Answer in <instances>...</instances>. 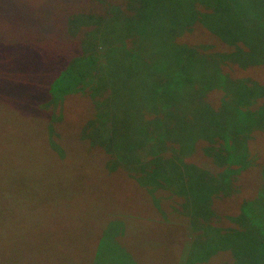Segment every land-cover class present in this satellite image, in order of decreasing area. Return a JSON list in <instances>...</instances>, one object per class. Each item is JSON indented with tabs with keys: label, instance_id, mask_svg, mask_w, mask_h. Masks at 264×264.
Returning <instances> with one entry per match:
<instances>
[{
	"label": "rangeland",
	"instance_id": "374dc122",
	"mask_svg": "<svg viewBox=\"0 0 264 264\" xmlns=\"http://www.w3.org/2000/svg\"><path fill=\"white\" fill-rule=\"evenodd\" d=\"M123 2L126 9L113 14L116 25L121 21L116 27L123 30L119 50L122 60L110 65L105 77L100 78L105 83L92 103L81 93L65 95L56 109L53 104L46 107L48 117L44 121L38 112L22 111L0 98V264H113L118 260L115 236L135 264H175L176 224H168L166 219L147 220L155 215L161 200L150 199L151 208L145 193L105 169L113 167V162L129 169L128 163L138 155L145 157L158 147L177 142L179 126H187L191 132V127H196L194 134L202 129V136H207L206 131L213 126L221 135L231 131L229 126H241L227 101L250 96L231 93L224 84L216 89L221 83L214 78L218 64L228 76L249 85L247 90L253 88L252 82L264 85V65L240 68V60L222 62L216 58L221 51L231 54L245 48L246 59L264 58V0L113 3L119 6ZM84 5L83 0H0V53L5 52L0 62L11 57L9 47L25 39L26 30L31 32L29 21L41 20L43 24L49 20L57 30L62 16L85 12ZM199 15L207 27L176 42L182 52L180 58L176 49L169 47L168 31ZM179 30L181 26L174 34ZM148 31L154 32L160 42L146 40ZM68 36L69 46L51 49L48 63H54V53L64 57L62 53L71 50V57L77 52L72 33ZM61 39V45L68 42ZM207 40L212 43L204 54L201 50ZM36 68L40 70L38 65ZM204 93L211 104L207 102L208 111L200 104ZM24 101L20 103L22 108L32 106ZM247 110L253 118L263 116L264 93L251 96ZM155 118L158 124L153 122ZM250 130L245 140L249 163L233 182L235 192L214 198L217 213L223 207V213L232 215L239 199L259 196L264 183V128ZM184 139L190 140L186 136ZM201 143L198 141L193 149L194 164L210 169L207 157L200 155L199 149L205 145ZM168 191L155 192L157 198L165 199L162 194L168 196ZM173 196L175 204L181 202V197ZM170 201L162 204L166 213ZM179 220L187 226L186 218L181 216ZM96 246L98 253L89 254V249L96 250ZM179 254L177 264H184V251L178 250ZM230 263L228 251L221 250L194 264Z\"/></svg>",
	"mask_w": 264,
	"mask_h": 264
},
{
	"label": "trees",
	"instance_id": "16d2710c",
	"mask_svg": "<svg viewBox=\"0 0 264 264\" xmlns=\"http://www.w3.org/2000/svg\"><path fill=\"white\" fill-rule=\"evenodd\" d=\"M83 1L87 8L86 11L77 15L69 13L64 18L62 16L58 21L57 30L52 28L53 23L49 20L43 24L40 22L41 20L37 21L36 19L28 22L31 32L26 30L25 39L16 41L12 47H9L11 57H8L5 62H0V98L16 108L20 107L22 111L38 112L44 121H47L48 117L46 107L53 104V108L56 109L58 102L65 95L81 93L88 103H92L91 99L97 94V91H100L99 87L105 83L104 78H100L105 77L110 65L116 66L122 60L119 50L123 30L116 27L120 25L121 21L116 25L113 22L116 19L113 14L115 10L122 13L121 10H125L126 7L124 2L122 5H115L113 2L116 0ZM183 23L174 27L177 30L181 26L179 32L174 34L175 29L168 31V36H171L169 47L175 48L176 55L180 58H182V52L178 50L180 46L176 42L185 36H191L193 32L201 30L202 27H207V23L200 15L188 17ZM97 29H101L102 32ZM32 31H36V33H32ZM71 33V39L74 40L73 47L77 52L68 57L71 50L66 48L67 51L62 53L65 59L62 55L54 53V63H48L46 60L50 57L51 49L69 46L70 37L68 34L71 35ZM41 34L44 36L41 37ZM145 37L153 44L160 42L154 32L148 31ZM61 38L68 39V42L61 45L63 42ZM220 39L226 40L221 37ZM211 43L212 41L207 40L203 44L201 52L207 54ZM246 52V48L235 52L230 51L231 54H227L228 51H221L216 58L222 62L227 59L240 60L238 63L240 68L264 65V58L246 59ZM1 54H5V52L0 53V56H3ZM57 58L63 63H59V60L56 62ZM36 65L40 67V70H37ZM214 74V78L217 77L221 82L220 86H216V89H222L226 85L231 93L250 96L245 100L233 98L234 102L230 99L227 101L228 109L234 111L242 124L241 126H229L231 131L222 135L220 131L216 130V126H213L206 131L207 136H202V129L199 133L194 134L196 127H191V132L187 126H179L177 130L180 134L179 142L177 139V142H174L175 145L178 144L177 148L174 143L167 144L164 148L158 147V150L145 157L138 155L133 158L128 163L129 169H125L126 167L124 168L120 163L113 162V167L107 168L105 171L116 173V176L121 180H129L126 185H132L131 187L136 188L142 195L145 193L149 202L152 198L158 202L161 200L159 207L154 211L155 215L147 217V220L166 219L168 224H176L177 229L174 233L177 240L175 264L180 256L178 250L179 253L180 250L184 251V257L186 255L184 264L204 261L208 256L221 250H227L230 254V264H264V183L259 188V196L256 194L252 199H248L247 196L239 199L236 211L232 215L223 213V207H221V213H217L213 207L214 198L228 197L233 191L235 192L233 182L236 180L237 174L249 163L245 140L250 129L264 128V115L253 118L251 111L247 110L251 96L264 93V85L252 82L253 88L247 90L249 85H245L242 79L228 76L222 70L221 64H218V68L214 67ZM188 77L189 75L187 79ZM158 83H155L157 87L160 85ZM260 86L263 87L261 91H259ZM187 90L189 91L188 88ZM206 95L204 93L200 104L203 110L208 111L210 107ZM24 100L31 103L32 106L28 109L22 108L20 103H25ZM245 102L246 104L242 105ZM91 115L95 116V114ZM97 115L101 116L99 113ZM153 122L158 124L159 120L155 118ZM194 135L197 137L194 138ZM184 136L190 140L184 139ZM182 137L183 142L180 141ZM198 141L205 144L200 146L199 152L200 155L207 157L210 169L194 164L195 150L193 149ZM189 156L190 158L186 160ZM159 159V162L153 163ZM122 168L127 170V173ZM185 178L187 184L183 181ZM185 187L186 189L182 192L176 191V189ZM159 189L170 190L168 196L162 194L166 197L165 199L157 198L158 193L155 191ZM173 195L181 197V202L175 204ZM169 199L171 201L167 205L168 213H166L162 204ZM150 205L152 208V202ZM181 216L186 218L187 226L181 224V220H179ZM185 230L189 231L188 235ZM182 236L188 238L183 240ZM105 238H108V234L105 235ZM189 238L190 240L187 241ZM114 239L119 241V237L115 236ZM109 240L114 242L111 238ZM118 241L115 243L118 260L117 263L113 260V264H135L130 252L124 248L122 242ZM95 243L97 244V241ZM95 245L93 244V247ZM93 247L89 249V254L98 253V247L96 246L97 249L92 250Z\"/></svg>",
	"mask_w": 264,
	"mask_h": 264
}]
</instances>
